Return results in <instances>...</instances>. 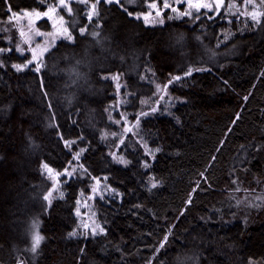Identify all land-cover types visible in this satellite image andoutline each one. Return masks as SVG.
<instances>
[{
  "label": "trees",
  "instance_id": "1",
  "mask_svg": "<svg viewBox=\"0 0 264 264\" xmlns=\"http://www.w3.org/2000/svg\"><path fill=\"white\" fill-rule=\"evenodd\" d=\"M164 1L0 0V264H264V0Z\"/></svg>",
  "mask_w": 264,
  "mask_h": 264
},
{
  "label": "rangeland",
  "instance_id": "2",
  "mask_svg": "<svg viewBox=\"0 0 264 264\" xmlns=\"http://www.w3.org/2000/svg\"><path fill=\"white\" fill-rule=\"evenodd\" d=\"M75 0H61L59 3V7L57 9H51L47 11L44 14H40L38 12H24V13H17L13 14L10 19V23L14 29L16 30V41L18 43V48L21 52L26 51L30 53V62L28 64H34L35 66L40 65V61L43 59L45 53L51 48L52 45H54L59 40L66 38V28L63 22V16H59V13L57 12L58 9L63 6H67L69 2H72ZM114 1V0H110ZM165 2V7L167 5V0ZM173 3H175V6H178L180 4L185 5L186 12H190L192 10L200 11V10H207L210 12H221L222 9H225L228 11V7L225 6L224 0H172ZM65 6V7H66ZM237 7L231 6L230 10H236ZM255 12V11H253ZM252 12V13H253ZM42 20H48L52 26V30L50 33H41L43 31H38L37 29V23ZM6 27L8 26H0V37L5 36L6 40L9 42L11 37L7 36V30ZM48 175H54L51 172H47ZM63 175H65L67 178L71 176L69 172H65ZM101 190V186L97 184L96 189L92 190V193L95 195ZM90 197L85 201V206L82 205V219H84L83 226L86 230H90L91 232H94V221L93 216H91L90 211ZM35 226V225H34ZM32 226L33 239L38 236L37 235V228ZM39 237V236H38Z\"/></svg>",
  "mask_w": 264,
  "mask_h": 264
},
{
  "label": "snow or ice",
  "instance_id": "3",
  "mask_svg": "<svg viewBox=\"0 0 264 264\" xmlns=\"http://www.w3.org/2000/svg\"><path fill=\"white\" fill-rule=\"evenodd\" d=\"M14 67H16L17 70H21V67H22V66H20V65H15ZM36 71H39V68H37ZM177 79H179V78L177 77ZM245 99H246V98H245ZM154 186H155V185H154ZM189 202H190V201H189ZM40 239H41V238L38 237V236L35 238V241H34V248H33V250H35V246L39 244V240H40ZM161 247H163V244H161Z\"/></svg>",
  "mask_w": 264,
  "mask_h": 264
}]
</instances>
